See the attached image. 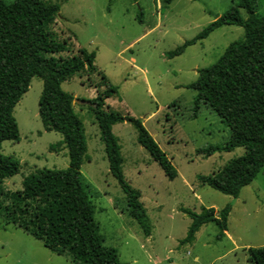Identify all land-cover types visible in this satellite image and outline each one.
Instances as JSON below:
<instances>
[{"label": "rangeland", "instance_id": "obj_1", "mask_svg": "<svg viewBox=\"0 0 264 264\" xmlns=\"http://www.w3.org/2000/svg\"><path fill=\"white\" fill-rule=\"evenodd\" d=\"M3 1L9 4L14 0ZM48 1L59 7L53 29L60 40L69 43V55L81 48L95 53V71L76 73L61 88L77 100L74 111L83 123L87 142L81 184L95 205L94 220L103 245L116 249L120 261L128 264H247L246 250L264 247V167L237 198L200 184L198 176L215 173L242 155L243 149L217 152L208 158L197 154L209 145H223L230 130L203 103L194 116L196 92L186 87L196 80L198 69L212 65L230 43L243 37V28H218L181 55L167 56L238 0H173L164 7L159 0ZM252 1L255 12L264 16V0ZM240 14L247 16L243 9ZM109 86L117 88V93L106 100V106L123 116L141 119L177 171L175 179L167 178L138 143L132 124L113 126L121 147L123 175L141 193L153 244L129 215L124 194L108 171L90 110V102ZM42 87L39 77L32 78L15 106L19 141H5L1 151L17 159L21 167L5 180V192L21 190L23 178L38 169L68 167L67 149L60 144L62 136L45 131L38 116ZM227 204L231 206L227 237L217 240L218 229L208 224L191 244L179 243L191 223L182 210L200 213L204 208L221 210ZM177 250L181 262H167ZM0 264L74 263L68 255L50 252L41 240L0 216Z\"/></svg>", "mask_w": 264, "mask_h": 264}, {"label": "trees", "instance_id": "obj_2", "mask_svg": "<svg viewBox=\"0 0 264 264\" xmlns=\"http://www.w3.org/2000/svg\"><path fill=\"white\" fill-rule=\"evenodd\" d=\"M159 1L164 7L173 0ZM241 9L246 18L241 17ZM58 12V5L48 0H14L9 4L0 0V216L7 224L41 240L50 252L68 255L74 264H127L120 261L116 249L103 245L94 220L95 205L81 184L80 170L87 153L83 123L74 111L76 99L61 88L74 74L95 71V53L81 48L69 55V43L60 40L53 29ZM224 26L243 28V37L230 43L212 65L198 69L196 80L186 87L196 92L194 116L203 103L230 130L223 145H209L198 149L197 154L208 158L217 152L243 149L242 155L232 158L215 173L198 176V181L237 198L264 167V16L255 12L252 0H238L167 56L181 55L187 47ZM63 53L67 56L62 57ZM34 77L43 83L38 116L45 131L62 136L60 144L67 149L68 167L38 169L23 178L21 190L5 192V180L16 175L21 165L2 153V144L19 141L14 109ZM102 80L106 82L105 77ZM116 93L117 88L107 87L90 102V110L99 129L108 171L124 194L129 215L148 237L152 225L140 201V191L131 187L123 175L121 147L112 132L113 126L132 124L138 143L167 178L175 179L177 171L141 119L123 116L106 106V100ZM182 211L191 223L179 242L181 245L194 242L196 233L208 224L218 229L217 240L225 238L230 204L221 210L211 207L200 213ZM246 251L247 264H264V247H250Z\"/></svg>", "mask_w": 264, "mask_h": 264}, {"label": "crops", "instance_id": "obj_3", "mask_svg": "<svg viewBox=\"0 0 264 264\" xmlns=\"http://www.w3.org/2000/svg\"><path fill=\"white\" fill-rule=\"evenodd\" d=\"M228 236V234H227V232H226V236L225 237H227ZM149 237V241L153 244V242H154V237L152 236V235H150V236H148ZM176 248V247H175ZM179 250H177V255H174L173 257H169V258H167V262H171V263H174V262H176V263H180L181 262V259H182V255H180L179 253ZM171 253V252H170ZM119 256V255H118ZM196 259H198L199 260V257H197ZM173 261V262H172ZM160 262V261H159ZM128 264V263H127ZM157 264V263H156Z\"/></svg>", "mask_w": 264, "mask_h": 264}, {"label": "water", "instance_id": "obj_4", "mask_svg": "<svg viewBox=\"0 0 264 264\" xmlns=\"http://www.w3.org/2000/svg\"><path fill=\"white\" fill-rule=\"evenodd\" d=\"M76 101H77V100H75V102H74V103H76Z\"/></svg>", "mask_w": 264, "mask_h": 264}]
</instances>
